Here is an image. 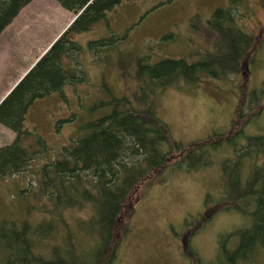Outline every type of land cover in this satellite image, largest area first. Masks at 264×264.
<instances>
[{
    "label": "rangeland",
    "instance_id": "1",
    "mask_svg": "<svg viewBox=\"0 0 264 264\" xmlns=\"http://www.w3.org/2000/svg\"><path fill=\"white\" fill-rule=\"evenodd\" d=\"M228 4L229 0H121L89 29L69 34L80 44L73 65L82 70L84 79L65 84L31 104L25 127L35 132L27 140L32 158L24 171L0 180V210L4 214L31 221L64 218L53 228V236L46 238L50 256L57 246L58 254L67 256L72 253L70 247L76 244L81 251L94 244L96 238L86 229L77 228L93 209L92 204H67L60 214L54 211L52 201L39 185L41 166L58 157L64 145L85 134L84 125L89 120L111 111L112 98L134 100L138 93L134 75L137 59L155 62L165 56L186 54L199 60L200 52L218 40L214 31H210L211 36L205 33L203 23L216 7ZM249 6L246 11L240 5L232 7L237 24L253 35L252 46L240 60L237 73L225 77L205 74L195 82L178 79L177 84L154 90L155 114L167 124L173 139L187 147L214 134L223 142L209 151L207 163L166 169L164 175L136 186L120 215L117 235L123 234L124 226L128 225L129 230L119 237L112 264H211L220 239L225 237L228 247L236 245L235 228L245 223L247 214L225 208L231 201L222 199V163L229 161L230 166L238 156L240 162H245L240 166L243 177L249 174L243 170L247 172L252 164L264 168L263 153L243 156L237 150L248 135L264 132V3L252 0ZM66 12L69 10L56 0H30L1 31L0 98L64 30L57 34L65 23ZM100 37L107 39L102 45L89 42ZM63 65L68 67L70 63ZM239 111L243 117L232 126ZM247 118L248 122L241 125ZM241 126L240 137L234 143L226 140ZM14 135L0 123V144L9 143ZM175 153L171 162L178 158ZM238 165L233 162L231 168ZM247 209L251 210L252 205L248 203ZM195 215H199L198 221ZM183 222L188 225L183 226ZM67 226L72 227L69 235H73L75 244L67 234ZM182 234L187 237V249ZM5 251L0 242V264H4ZM251 263L264 264V247H258L250 259L236 261Z\"/></svg>",
    "mask_w": 264,
    "mask_h": 264
},
{
    "label": "trees",
    "instance_id": "2",
    "mask_svg": "<svg viewBox=\"0 0 264 264\" xmlns=\"http://www.w3.org/2000/svg\"><path fill=\"white\" fill-rule=\"evenodd\" d=\"M29 1L0 0V33ZM56 1L74 14L80 9L82 11L0 101V123L15 132L9 143L0 144V180L24 171L32 158L27 140L35 132L25 127L26 113L31 104L61 90L65 84H75L84 79L82 70L73 65V57L80 44L69 34L89 29L92 22L104 18L106 12L121 0ZM260 1L264 3V0ZM250 4L252 0H229L228 5L214 9L203 27L208 36H211L210 31H214L218 40L200 52L199 60H192L186 54L165 56L155 62H148L144 57L137 59L134 75L138 93L134 100L125 96L112 98L110 102L114 106L111 111L89 120L84 125L87 129L85 134L64 145L58 157L41 166L39 185L52 201L54 211L60 214L67 204H92L93 209L77 228L94 234V244L80 248V251L73 235H69L72 227L67 226V234L75 244L69 249L72 253L60 256L57 246L58 249L53 248L50 256L46 238L53 236V228L63 221V217L58 220H18L0 210V242L6 248L4 264H112L119 237L129 230L128 225L124 226L123 234L117 235L120 215L136 186L141 181L149 183L151 179L164 175L166 169L195 168L210 161L209 151L221 145V136L213 134L206 139L195 140L187 147L173 139L167 124L155 114L154 90L177 84L178 79L195 82L205 74L225 77L237 73L240 60L252 46L253 35L237 24L232 7L240 5L246 11ZM106 40L100 37L89 42L102 45ZM62 58L64 64L70 63V66L65 67ZM242 117L243 113L239 111L232 126L237 125ZM247 122L248 118L241 125ZM241 128L243 126L229 134L226 140L231 139L234 143V139L240 137ZM38 141L43 143L40 137ZM237 150L243 156L264 154V132L248 135L246 142ZM175 152H178V158L171 162ZM233 162L238 163V167L231 168ZM228 164L229 161L222 163L225 190L222 199L231 201L225 208L238 209V213L247 214V218L243 225L235 228L238 238L234 247L226 246L225 237L219 240L220 247L211 264H236L237 259H250L258 247H264V168L252 164L247 172L242 169L244 174L249 172L243 177L240 166L245 162H240L237 156L230 166ZM248 203L252 205L251 210L247 209ZM198 216L194 217L196 221ZM186 225L183 222V226ZM0 257L2 259L1 253ZM199 259L203 261L200 256Z\"/></svg>",
    "mask_w": 264,
    "mask_h": 264
},
{
    "label": "crops",
    "instance_id": "3",
    "mask_svg": "<svg viewBox=\"0 0 264 264\" xmlns=\"http://www.w3.org/2000/svg\"><path fill=\"white\" fill-rule=\"evenodd\" d=\"M65 9H66V8H65ZM67 10H68V9H67ZM73 17H74V13H73V12H71L70 10H69V12H66V20H65V23H64V25L60 28V30L57 32V34H59V33L61 32V30L64 29V28H65V27L71 22V20L73 19ZM6 26H7V25H6ZM6 26H5V27H6ZM5 27H4V28H5ZM54 37H55V36H54ZM52 40H53V39H51V41H52ZM51 41H50V42H51ZM50 42H49V43H50ZM49 45H50V44H49ZM49 45H48V46H49ZM46 49H47V47H45V48L42 50V52H41L40 54H38L37 57H36L34 60H36V59H37V58H38V57H39V56H40V55H41ZM34 60H33V61H34ZM21 76H22V75H21ZM19 78H20V77H19ZM19 78H18V79H19ZM18 79H17V81H18ZM17 81H16V82H17ZM16 82H15V83H16ZM15 83H13V84L7 89V91H8V90H9V89H10ZM7 91L5 92V94L7 93ZM5 94H3V96H4ZM3 96H2V97H3ZM2 97L0 98V100L2 99Z\"/></svg>",
    "mask_w": 264,
    "mask_h": 264
},
{
    "label": "water",
    "instance_id": "4",
    "mask_svg": "<svg viewBox=\"0 0 264 264\" xmlns=\"http://www.w3.org/2000/svg\"><path fill=\"white\" fill-rule=\"evenodd\" d=\"M81 11H82V9H80L77 13H75L73 18H75V17H76ZM67 26H68V25H67ZM67 26H66V27H67ZM66 27H65V28H66ZM65 28H64V29H65ZM45 51H46V50H45ZM43 53H44V52H43ZM35 61H36V60H35ZM35 61L30 65V67L35 63ZM30 67H29V68H30ZM242 67H243V68H246V64H245V62L242 63ZM29 68H28V69H29ZM28 69H27V70H28ZM27 70H26V71H27ZM26 71H25V72H26ZM25 72H24V73H25ZM23 75H24V74H23ZM21 77H22V76H21ZM21 77H20V78H21ZM20 78H19V79H20ZM19 79H18V80H19ZM11 88H12V87H11ZM11 88H10V89H11ZM10 89L7 91V93L10 91ZM7 93H6V94H7ZM6 94H5V95H6ZM5 95H4V96H5ZM4 96H3V97H4ZM3 97H2V98H3ZM0 101H1V100H0Z\"/></svg>",
    "mask_w": 264,
    "mask_h": 264
},
{
    "label": "flooded vegetation",
    "instance_id": "5",
    "mask_svg": "<svg viewBox=\"0 0 264 264\" xmlns=\"http://www.w3.org/2000/svg\"><path fill=\"white\" fill-rule=\"evenodd\" d=\"M260 154V153H259ZM187 239V237L185 236V234H182V236H181V240H182V242L184 243V249H187V246H186V244H185V240ZM192 254V253H191Z\"/></svg>",
    "mask_w": 264,
    "mask_h": 264
}]
</instances>
